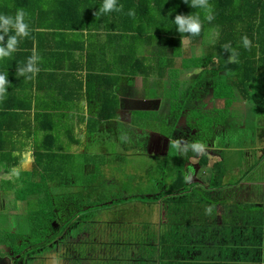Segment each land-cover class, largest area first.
<instances>
[{
    "label": "crops",
    "instance_id": "1",
    "mask_svg": "<svg viewBox=\"0 0 264 264\" xmlns=\"http://www.w3.org/2000/svg\"><path fill=\"white\" fill-rule=\"evenodd\" d=\"M12 1L0 0V17L11 18L15 23L17 13L10 11ZM71 1V13L64 11L54 0H36V5L40 6L36 11L28 7L23 9L26 13L23 23L27 24L29 33L25 37L18 36L17 29L12 25L3 27V20L0 19V49L7 51L10 39L13 36L17 39L14 50L8 56H0V75H6L8 81L5 85L6 97L0 101V118L4 119L0 122V145L12 149L7 152L8 158L18 166L14 171L6 168L5 163L0 170L1 214L6 212L5 204L11 205L9 199L16 197L20 190L18 187H9L5 182L11 180L13 174L33 171L35 168L36 172L38 151H50L47 156L50 171L59 173L60 168L54 162L59 154L64 153V158L78 151H86L85 145L81 144L100 137L102 132L105 141L114 137L111 143L118 142L120 153L136 154H139L137 142L140 134L147 135L150 132L158 138H164L165 135L163 130L162 134L155 128L157 126L138 125L137 119L147 116L157 118L155 113L161 116L165 112L163 106L166 104L163 105V102H167L168 96H164L162 91L168 87L164 88L165 85L155 79L159 76L146 78L141 74H124V67L133 69L132 57L125 63L122 61L124 44L132 47V39L127 38L124 42L117 30H107L105 22L114 20V16L99 12L96 8L97 0ZM78 24L82 27L79 28ZM148 47L146 55L140 54L139 48L138 54L149 56L163 50L160 38L153 40ZM34 49L41 58L38 63L40 70L28 79L19 75L18 70L27 64ZM191 56H178L174 68H181L183 59ZM211 66L215 67L213 64ZM167 70L169 75L171 67ZM112 85L119 103L115 116L109 121L97 122L96 119L101 116L102 102L110 97L107 89ZM184 112L188 117L191 116L189 108ZM140 113H143L142 116ZM167 130L169 132L172 128ZM181 145L185 144L181 142ZM218 147L215 145L214 149ZM189 150V182L195 185L198 182L208 184L211 164L220 160V157L216 154L214 156L211 148L207 154L210 164L201 166L198 161L204 153V147L194 144L189 146ZM105 156L102 155L100 161ZM93 165L86 162L82 169L92 171ZM263 166L260 163L258 169ZM46 171L35 175L37 181L41 180ZM261 177L241 181L243 188L239 190L242 192L234 191L226 199L230 205H240L239 210L232 209L233 206H221L214 208V215H211L208 210L203 211V208L194 205L189 211L176 207H167L169 209L163 211V203L158 202L160 214L163 211V214L171 216L167 219L162 238L165 248L160 261L156 256L155 264H264V177ZM246 184L250 188L244 191ZM57 186L58 182L51 184L52 197L58 195L60 190L69 193L74 184L69 186L66 183L61 188ZM237 186L229 188L237 190ZM230 191L233 190L226 192ZM226 192H215L218 203L225 200L221 196ZM18 205L12 210L7 208L8 216H5V220L0 216V228L5 223L13 224L25 214V204ZM242 208L249 209L248 213L252 216H245ZM234 212L236 221L240 223L230 220ZM175 235L181 236L174 238ZM182 242L185 246L177 252L176 247Z\"/></svg>",
    "mask_w": 264,
    "mask_h": 264
},
{
    "label": "trees",
    "instance_id": "2",
    "mask_svg": "<svg viewBox=\"0 0 264 264\" xmlns=\"http://www.w3.org/2000/svg\"><path fill=\"white\" fill-rule=\"evenodd\" d=\"M22 1V2H20ZM58 6L62 7L64 11L71 13L73 2L70 0H54ZM77 2V1H76ZM105 0H97V10L100 12ZM118 5H123V10L120 12L104 13L113 15L114 20H107L105 22L107 30H117L121 33V39L124 42L127 38H130L134 43L132 47H128L129 44H124L122 52V61L125 63L129 61V58H133V69L124 67V74H141L146 76H159L155 78L162 84L163 76L167 78V68L170 66V74L168 75V87L173 91V96L170 97L172 110L180 112L190 107L187 105L186 95H191L194 91H197L200 85H207L205 87L211 88V93L215 100L221 101L223 106L212 107L205 112V128L201 127L203 134L208 131L213 135L214 127L226 126L234 127V117L231 115L232 111H238L242 109L241 104L247 102L252 105L255 112L264 114V0H208V4L211 5L213 19H206V13L199 7H193V0H117ZM26 7L36 11L40 6L36 5V0H13L11 2V13H18L20 9ZM130 9L135 11V16H129ZM182 15L184 17L199 16L200 19V31L199 34L193 35L191 32H180L179 26L175 22V17ZM6 25L3 24V27ZM78 27L82 26L78 24ZM247 38L250 41L249 46L245 47L243 44V38ZM161 39V48L163 49L159 55L140 56L137 48L139 45L149 46L153 40ZM200 41L202 43V53L194 54L191 57H186V62H189L188 69L184 66L181 68H174V61L178 56H186L187 49H193V42ZM206 41L208 43H206ZM178 47H182L183 55H173V50L178 51ZM170 50V54H168ZM192 51V52H193ZM129 63V62H128ZM126 63V64H128ZM213 64L215 67L211 70L206 68ZM202 71L197 75H191L195 73L197 69ZM178 69V70H177ZM177 70V71H174ZM188 70V72H187ZM188 73V77L183 73ZM212 80H208L210 76ZM205 78L207 82H203ZM168 88H165L167 91ZM208 90V89H206ZM110 97L105 99L101 104L100 118L96 119L97 122H105L114 118L117 107L118 97L114 93V85L107 89ZM164 94V92H163ZM167 96V95H165ZM177 103H175V101ZM191 110V109H190ZM192 112L199 114V107L196 105L192 109ZM191 114L189 117L192 125L200 118L197 114ZM221 113V114H220ZM228 113V115H227ZM143 113H140L142 116ZM208 117V118H207ZM145 120L149 127H152L154 121L157 122V118L146 117ZM177 119V118H176ZM4 120L0 118V122ZM153 121V122H152ZM177 124V123H176ZM1 125V123H0ZM165 126V125H164ZM172 126V125H171ZM176 126V125H175ZM195 126H199L196 124ZM6 127V126H3ZM95 129V128H93ZM207 129V130H205ZM2 135V134H0ZM6 138V136H4ZM172 137V135H170ZM3 139V138H2ZM169 139H167L168 142ZM6 141V140H5ZM170 141V140H169ZM12 149L9 146L0 145V170L3 168V164L6 163V168L16 171L18 168L17 163L12 164L8 158L7 152ZM168 156L167 162L169 171L173 174L171 183L167 185L166 190L160 193L158 190H153L147 198H138L139 200H145L146 203H158L162 202L163 205L173 197L172 200L180 201L182 199H191L192 206L198 202L202 203V199L199 197L203 192L196 190L195 184L189 182L187 175L188 161L187 152L188 149L182 148L179 143H174L172 140L168 142L167 146ZM50 151H38L36 172L24 171L18 175L13 174V178L5 182L9 187H18L20 189L16 197L9 199L11 205L25 204L26 209H30L26 216L32 226V235L19 234L18 232L7 230L11 226H2L0 228V257H9L15 264H20V260L35 254L37 251L50 248V244L56 239L60 238L66 231H70L68 226L71 222L70 218L64 219L60 217L61 207L57 206L54 197L49 193L51 184L55 183L59 173L49 171L50 161L47 156ZM210 158L206 153L202 154L199 158V164L207 166L210 164ZM18 161V159H17ZM49 163V164H48ZM102 162L94 163L96 167V177L103 178L100 174V166H103ZM211 177L209 180L210 190L207 197L211 200L215 196V192L226 185V167L224 159L214 161L212 164ZM46 171L45 175L41 176V180L37 181L36 174ZM50 172V173H48ZM15 177V178H14ZM95 177V178H96ZM66 183V182H65ZM152 188H162L158 182H154ZM193 188V191H190ZM11 189V188H9ZM84 189L92 191L93 188L90 185H84ZM7 190V187H6ZM46 190L44 196L42 192ZM95 190V189H94ZM96 192H98L96 190ZM194 195H193V194ZM38 195L36 199L37 208L31 206V199ZM99 195V194H97ZM184 195V196H183ZM91 196L87 194L86 197ZM182 196V198H178ZM203 204V203H202ZM203 208L202 206H199ZM9 210L15 209V207L9 206ZM189 211V210H187ZM204 211V209H203ZM5 213V212H4ZM2 212V214H4ZM82 215V216H81ZM8 216V213L6 214ZM81 217L75 220L85 219L86 213L80 214ZM60 217L62 223L59 229L53 228V222L57 221ZM83 217V218H82ZM76 225V224H75ZM72 229H76L72 227ZM83 230V229H80ZM86 230V229H85ZM159 232V238H150V233L147 232L152 250H146L143 248L139 258L136 255L133 257L134 262L132 264H155L156 256L160 261V255L163 252L165 246L162 243L160 229L155 228ZM187 232H190L189 230ZM146 235V234H144ZM169 235H167L168 237ZM181 236V235H180ZM180 236L175 235L174 238ZM187 237V235H183ZM65 237V236H64ZM166 237V235H165ZM156 238V239H155ZM66 239V237H65ZM153 239V240H152ZM86 244V243H84ZM95 246V245H94ZM109 244L106 248H109ZM146 246V245H145ZM185 246L183 242L176 247V251L179 252ZM47 247V248H46ZM93 245L85 250L80 247L79 254L76 255V260H81V264H87V255L90 257V263L96 264L97 261L93 260ZM120 252L125 253L124 248L120 247ZM139 249V243H138ZM84 255L85 261L80 257ZM138 254V253H137ZM129 255V254H128ZM108 259L103 264H118V261L114 263L113 257H105ZM129 259V257H127ZM121 263V260H119ZM99 264V263H98Z\"/></svg>",
    "mask_w": 264,
    "mask_h": 264
},
{
    "label": "rangeland",
    "instance_id": "3",
    "mask_svg": "<svg viewBox=\"0 0 264 264\" xmlns=\"http://www.w3.org/2000/svg\"><path fill=\"white\" fill-rule=\"evenodd\" d=\"M206 43L208 42L206 41ZM195 46H197V48L194 49V51L193 49H187L186 56L202 53V43H200V41L193 42V48H195ZM138 48L142 55H146V51L149 50L148 46L141 44ZM177 49L178 51H176V49L173 50V55H183L182 47H178ZM160 53L161 52L157 51L154 54L162 58L161 56L163 55ZM186 61L187 60L183 59L182 67L184 66L185 69H188L189 62ZM183 73L185 74L186 72L183 71ZM208 80H212V76H210ZM162 84L169 85L166 76L162 80ZM205 86L203 89H207ZM162 92H165L164 96H168L167 102H163V105L166 104L165 107L163 106L165 112L161 113V116L155 113L157 115V122L152 121V125L157 126L155 128L160 130L161 133L163 130L165 134L164 138L154 136L153 140H156L154 142L151 140L149 134L147 140L144 142L143 139L139 137L141 139L139 141L140 147L138 148L139 154L135 152L120 153L121 151L118 150V142L116 143L115 141V143H111V139L114 137L112 136L109 140L105 141L106 138L104 139L102 132L100 137L84 141L81 144V146L83 144L85 145V148H87L86 151H78L75 154L66 155L64 158V153H62L54 160L55 164L60 168L59 175L55 181V183L58 182L56 188L64 187L66 183H69V186L74 184V187L69 193H66L65 190H60L58 195L54 194L55 204L60 206L61 209H64L62 211L63 214L66 212L65 209L68 211V215L63 218H70L71 222L69 226L76 229L71 231L72 237L70 240L64 239V242H60L57 245L55 244L56 248L47 249L45 251L42 250L43 252H35L36 254L30 257L28 264H81V260H76L75 257L79 254L80 247L88 251L92 245L94 251L91 250V254H93V260L97 261L96 264L105 263V261L108 260L105 258L106 256L110 258L113 257L112 260H114V263L118 261L119 264V260H121L122 264H132L134 262V256L135 258L136 255L138 258L142 256L141 252L144 247L146 250H152V244L149 243V239H146L145 242V238H143L148 237L147 232L150 233V238L154 237V233H156V237L159 238V232L157 230L154 232L156 226V228L160 229L161 235L163 236L167 225V219L171 216L163 214V211H166L167 207H176L183 210H189L191 208V199L186 198L177 201L172 200L173 197H170L162 206L164 208L162 214H160V203H146L143 199L138 201V198H147L153 190H158L160 193H163L173 178V174L169 171L168 167V150L166 147L167 139L170 137V134H172V130L177 123V119L173 117H177L179 112L176 111L178 108L177 106L175 110H172L171 107L170 97L173 96V91L168 88L167 91ZM186 100L191 111L195 105L196 107L199 106L201 101L200 89L194 91L191 95L187 94ZM177 101L178 100H176L175 103H177ZM219 105H222V103L220 102ZM243 105L244 104L241 106L244 107ZM205 112L199 114L192 112L201 117L200 127L204 128L206 121L204 118ZM166 115L169 117L168 122L166 121ZM231 115L235 118L234 127L225 126L223 132H221V129L218 130V134L215 131L214 135L216 134L217 140H215L214 143L216 145L220 144L219 148L223 150L222 157L224 158L225 167L227 168L225 182L235 186L239 185L241 181L249 176L255 178L264 177V170H262L264 166L258 169L260 163L264 165V114L255 112L252 105L246 103L245 108L232 111ZM145 120L149 119H146V117L137 119L138 125L147 126L148 124L145 123ZM169 127H171L172 130L168 132L167 129H169ZM133 139L135 140L134 134ZM202 139L204 140L203 136ZM102 155L106 156L100 161ZM213 155L216 156L215 154ZM86 162L90 164L102 162L105 164L100 166L99 169V175L101 176L102 174L103 178L99 176L96 177V167H94V165L92 171L82 169V165ZM203 176L204 175H202V177ZM154 182H158L162 188H152ZM84 185H90L93 190L88 191L84 189ZM52 189H54V187ZM190 189V191H193V188ZM96 190L98 192H96ZM206 192L208 193L207 190H203V194L199 196L203 204L195 203V206H202L204 211L208 210L211 212V215H214V208L221 206L222 208L233 206L232 209H240V205H230L228 200H226L229 199L230 192H226L221 196V198L225 200L220 203H218L216 195L210 200ZM45 193L46 190L42 192V196H44ZM49 193L52 196L51 188ZM87 194L91 196L86 197ZM37 197L38 195H35L31 199V206L33 208L38 207L36 204ZM178 198H182V196ZM5 205H7L8 208L9 204L6 203ZM245 205H247V203ZM9 206L17 208L19 205L13 203ZM7 208L5 207L6 212L4 214L0 213V216L4 218V220L7 214ZM24 208L25 214H22L19 220L11 224V226L9 224H4V226H10L7 230L15 231L19 234L32 235L33 229L28 221V216H26L30 209H26V206H24ZM145 210L148 211L146 212ZM248 210L242 208V211L246 214L245 216L249 215V217H251L252 214L248 213ZM84 213H86L85 223V219H81V221L79 219L75 220L82 216H80V214ZM235 218L236 213L235 215L231 214V221L235 223L241 222L236 221ZM171 222L173 225L174 220L172 219ZM253 223L256 224L257 222ZM69 235L70 234H68V236ZM108 244L110 246L106 248ZM120 247L124 248L125 253L129 251V255H123V253L120 252ZM85 256L88 259L86 261L87 264L90 263V257L87 255ZM80 257L85 261L83 254H81ZM127 257H129V259H127ZM2 260L7 264H11L7 258H2ZM3 261L0 259V264H6Z\"/></svg>",
    "mask_w": 264,
    "mask_h": 264
},
{
    "label": "flooded vegetation",
    "instance_id": "4",
    "mask_svg": "<svg viewBox=\"0 0 264 264\" xmlns=\"http://www.w3.org/2000/svg\"><path fill=\"white\" fill-rule=\"evenodd\" d=\"M196 48H197V46H195L194 49H196ZM200 48H201V46H200ZM199 54H201V52ZM211 65L212 64H210L206 69L207 70H210V69L212 70L213 67ZM197 71H198V74H199L202 71V68L198 69ZM187 72H188V70H187ZM188 75H189L188 73H185L186 77H188ZM191 75H195V73H192ZM208 76H210V74H208ZM207 79L208 78H205L203 80V82H207ZM204 85L203 84H202V86L200 85L198 87V89H197V90L200 89V91H201V101H200V105L198 106L199 107V113H203L206 110L211 109L212 107H221V106H223V104L219 105V103L221 101L214 99L213 94L211 93V88L210 87L207 88L208 90L203 89ZM246 103L247 102L243 103L244 107H242V109L246 107ZM169 108L171 109V107H169ZM184 110L179 112V115L177 117H173L175 119L177 118V124L174 127V129L172 130V134H170V135H172V137H169L168 139L170 141L172 140L174 143H179V145H181V142L184 143L185 145H183V146L181 145V147L185 148V149H188V152L190 151L189 150V146L191 147L194 144H196L199 147L203 146L204 147V153H206V154L210 153L211 148H212V151H211L212 154H216V155H218L220 157V159H224L222 157L223 156V150L220 149L219 147H218V149H214V146L216 145L214 142H215V140H217L216 134L214 135V133L216 131V133L218 134V130H220V129H221V132H223L225 127L222 126V125L214 127L213 135L208 133V131H205L204 134H203V131H202L201 127H200V125H201L200 124V118L201 117L198 119V121H195L194 125H192L188 115H185ZM168 119H169V117L166 118L167 122H168ZM196 124H198L199 126H195ZM139 130H141V129H139ZM149 134H150L151 140H153V135L150 132H147V135H145V136H144V134H140L139 137H141L143 139V141L145 142L147 140ZM202 136L204 137V140L202 139ZM139 137H138L137 146L140 147V142L139 141L141 139ZM169 140H168V142H170ZM153 141L155 142L156 140H153ZM168 142H167V146H168ZM219 145L220 144H218L217 146H219ZM255 170H253V171H255ZM248 178H249V180H253L255 177H250L249 176ZM226 185H227V183H226ZM229 186H232V185L228 184L227 186H225V187H223L221 189H218L217 192H219V191L226 192V191H229L230 189H232L233 191H230L229 195L234 193V191L242 192V190H239V189L243 188V185H241V184L237 186V190L234 188L236 185L234 187H230V188H229ZM195 187H196V190H199L200 192H203V190L212 191V190H210L209 183L205 184L203 182L202 183L198 182L195 185ZM249 188H250V186L246 184L244 191H247ZM63 210L64 209L60 210V212H59L61 218H63L64 215L65 216L68 215V211L65 209L66 212L63 214L62 213ZM60 217H59V219L57 221L53 222V228L54 229H59L60 228V224L62 223V221L60 220ZM68 228H69L70 231L69 232L66 231L63 235H60L59 236L60 238L56 239L53 243H51L50 244V248H48V249L56 248V245L58 243L64 242L63 240L65 239V237H66V239L70 240V238L72 237L71 231H73V229H72V226H68ZM68 234H70V235L68 236ZM53 245H55V246H53ZM45 250H47V249H44L43 251H45ZM33 255L34 254L26 257L23 260H20V264H28L30 257L33 256ZM2 258L3 259L7 258L8 261L11 262V264H15V262L9 257H0L1 261H3ZM4 263H6V262H4Z\"/></svg>",
    "mask_w": 264,
    "mask_h": 264
},
{
    "label": "clouds",
    "instance_id": "5",
    "mask_svg": "<svg viewBox=\"0 0 264 264\" xmlns=\"http://www.w3.org/2000/svg\"><path fill=\"white\" fill-rule=\"evenodd\" d=\"M193 7H199L203 9L206 13V19L212 20L214 17L212 15V9L211 5L208 4V0H193L192 3ZM123 10V5H118L117 0H105L102 8L100 9L101 13H109V12H120ZM26 13L21 10L17 13L16 21L13 23L11 18H3L0 17V19L3 20V23L5 25H12L14 28L17 29V35L21 37L28 36L29 33L27 31V24L23 23V19L25 17ZM129 16H135V11L133 9H130L128 12ZM175 22L179 26L178 30L180 32H191L193 35L199 34L200 31V19L199 16H189L184 17L182 15H177L175 17ZM17 43V39L15 36H13L9 43H8V50L5 51L3 49H0V56H8L13 50ZM243 44L245 47L249 46L250 41L245 37L243 38ZM40 56L36 53L35 49L33 50L32 56L29 57L27 64L20 68L18 70L19 75L25 76L28 79H31L33 76H35L36 73L39 72L38 63L40 61ZM8 83L6 75H0V101H3V99L6 97V88L5 85ZM199 147V146H197Z\"/></svg>",
    "mask_w": 264,
    "mask_h": 264
}]
</instances>
